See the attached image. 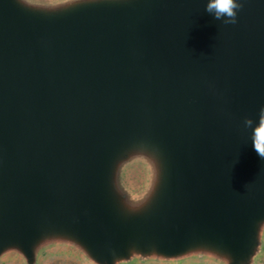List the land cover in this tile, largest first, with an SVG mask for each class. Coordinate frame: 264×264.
<instances>
[{"label": "water", "instance_id": "1", "mask_svg": "<svg viewBox=\"0 0 264 264\" xmlns=\"http://www.w3.org/2000/svg\"><path fill=\"white\" fill-rule=\"evenodd\" d=\"M207 3L0 0V264H264V0Z\"/></svg>", "mask_w": 264, "mask_h": 264}, {"label": "clouds", "instance_id": "2", "mask_svg": "<svg viewBox=\"0 0 264 264\" xmlns=\"http://www.w3.org/2000/svg\"><path fill=\"white\" fill-rule=\"evenodd\" d=\"M24 2L29 3L30 0H24ZM239 7L237 0H208L206 11L213 14L217 20L226 18L225 23H228L234 22L236 10ZM246 124L251 126L253 121L249 118ZM252 141L257 154L264 158V108L261 109L258 124L253 128Z\"/></svg>", "mask_w": 264, "mask_h": 264}, {"label": "rangeland", "instance_id": "3", "mask_svg": "<svg viewBox=\"0 0 264 264\" xmlns=\"http://www.w3.org/2000/svg\"><path fill=\"white\" fill-rule=\"evenodd\" d=\"M47 264H79V263L76 262L75 260H72L66 257H59V258L52 259Z\"/></svg>", "mask_w": 264, "mask_h": 264}, {"label": "snow or ice", "instance_id": "4", "mask_svg": "<svg viewBox=\"0 0 264 264\" xmlns=\"http://www.w3.org/2000/svg\"><path fill=\"white\" fill-rule=\"evenodd\" d=\"M262 236H264V233H262Z\"/></svg>", "mask_w": 264, "mask_h": 264}]
</instances>
